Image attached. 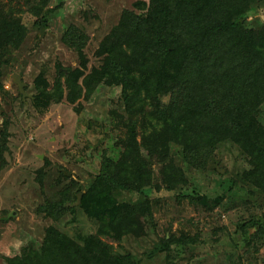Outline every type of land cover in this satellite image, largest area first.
<instances>
[{"label": "trees", "instance_id": "1", "mask_svg": "<svg viewBox=\"0 0 264 264\" xmlns=\"http://www.w3.org/2000/svg\"><path fill=\"white\" fill-rule=\"evenodd\" d=\"M50 1L38 0L28 8L37 17V26L47 24L55 12L48 7ZM263 4L264 0H138L134 9L123 10L118 23L102 39L96 51L102 61L90 72H86L88 59L83 53L87 39L72 25L64 40L78 49L81 66L62 70L59 64L53 85L40 73L34 80L33 96L28 97L36 109L44 111L64 96L70 103L88 99L101 83L120 86L127 115V120H121L127 127L125 147H142L148 157L161 161V183L166 188L186 186L189 169L204 170L217 149L231 143L250 163L239 174L240 182L249 186L251 195L264 193V123L260 119L264 26L248 19ZM27 33L21 14L13 8H0V59L6 51L19 47ZM7 139L5 131L0 136L3 163ZM174 145L181 148V162L172 156ZM149 166L143 156L133 159L127 153L115 160L104 154L101 170L79 205L97 222V231L72 236L49 225L40 244L24 245L20 253L5 257L6 264H142L133 252L115 251L102 236L148 234L141 222L153 218L152 202L143 191ZM82 189L72 181L60 197L46 198L39 213L56 221L74 212L73 201ZM125 191H138L142 198L121 202L117 193ZM188 197L207 207L223 199L206 194ZM250 223L258 247V239H264L263 216L251 218ZM183 236L164 235L156 251L166 252L170 263L173 245L190 242V237Z\"/></svg>", "mask_w": 264, "mask_h": 264}, {"label": "rangeland", "instance_id": "2", "mask_svg": "<svg viewBox=\"0 0 264 264\" xmlns=\"http://www.w3.org/2000/svg\"><path fill=\"white\" fill-rule=\"evenodd\" d=\"M37 1L0 0V8H13L21 14L28 29L23 43L0 59V136L6 131L8 138L3 151L6 162L0 159V264H6L5 257L20 253L24 245L40 244L49 225L72 236L96 232L97 222L85 214L81 202L74 205V212L56 221L38 208L46 198L60 197L72 181L85 192L100 172L104 154L117 160L127 153L130 158L143 156L149 161L143 191L152 202L153 218L141 222L147 235L102 236L115 251L133 252L142 264H264V239H258L257 247L255 230L249 224L259 215L264 220V193L251 195L249 186L240 182L239 174L250 163L235 145L223 143L204 170L186 172V186L170 190L161 183V161L148 157L142 147L126 148L127 127L121 120H127V115L120 86L101 83L88 99L70 103L64 96L44 111L31 103L34 80L40 73L53 85L59 64L62 70L81 66L78 49L64 40L70 26H76L87 39L83 53L88 59L86 72H90L102 61L96 54L102 39L118 23L123 10L134 9L138 0H51L48 7L55 12L43 26L35 24L37 17L28 9ZM248 19L264 26V4ZM14 73L21 75L31 97L20 95ZM261 113L264 123V104ZM180 149L172 146V156L179 161ZM157 183L160 189L155 187ZM199 194L223 199L207 207L188 197ZM117 196L121 202L132 203L142 198L138 191ZM172 233L185 234L183 238L190 237V242L174 244L169 263L166 252L158 253L156 248L164 235Z\"/></svg>", "mask_w": 264, "mask_h": 264}, {"label": "water", "instance_id": "3", "mask_svg": "<svg viewBox=\"0 0 264 264\" xmlns=\"http://www.w3.org/2000/svg\"><path fill=\"white\" fill-rule=\"evenodd\" d=\"M13 80H14V82L18 85V87H19V91L22 93L24 99H25L26 97H28V96H31V95H29V94L27 93V91H26V89H25V87H26V83L23 81V79H22V77H21V75H20L19 73H14V74H13ZM69 176H70V174H69ZM82 195H83L82 192H79V193L77 194V200H76L75 203H73V205H77V204H79V203L81 202V200H82Z\"/></svg>", "mask_w": 264, "mask_h": 264}]
</instances>
